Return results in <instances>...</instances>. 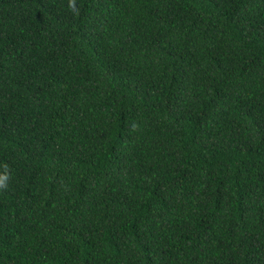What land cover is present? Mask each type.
<instances>
[{
  "label": "trees",
  "instance_id": "1",
  "mask_svg": "<svg viewBox=\"0 0 264 264\" xmlns=\"http://www.w3.org/2000/svg\"><path fill=\"white\" fill-rule=\"evenodd\" d=\"M0 264H264V0H0Z\"/></svg>",
  "mask_w": 264,
  "mask_h": 264
}]
</instances>
